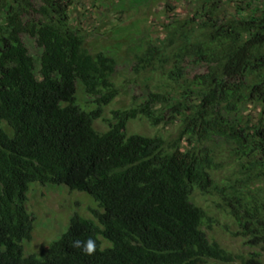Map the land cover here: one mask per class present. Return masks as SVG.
I'll return each mask as SVG.
<instances>
[{"label":"trees","instance_id":"16d2710c","mask_svg":"<svg viewBox=\"0 0 264 264\" xmlns=\"http://www.w3.org/2000/svg\"><path fill=\"white\" fill-rule=\"evenodd\" d=\"M72 1L0 0V264H233L203 231L213 221L195 194L261 251L255 261L264 253V0H194L189 18H165L162 37L133 55L142 91L106 119L120 93L117 61L84 48ZM226 4L234 12L221 17ZM79 89L91 99L83 109ZM133 120L172 130L127 135ZM31 183L85 193L98 210L74 213L58 239L24 256ZM88 237L90 256L72 246Z\"/></svg>","mask_w":264,"mask_h":264},{"label":"rangeland","instance_id":"374dc122","mask_svg":"<svg viewBox=\"0 0 264 264\" xmlns=\"http://www.w3.org/2000/svg\"><path fill=\"white\" fill-rule=\"evenodd\" d=\"M194 0H73L69 7L70 23L84 32V48L90 52H107L117 61V68L113 81L119 89V95L103 109L102 118H109L110 112L125 108L130 104L133 95L142 91L143 74L136 76L132 71L133 55L140 43L149 38L162 37V25L165 18L177 16L189 18L197 8ZM233 6H223L219 16L232 14ZM32 49V43H27ZM154 80L150 84H158ZM79 83H77V86ZM78 105L90 106L91 100L79 89ZM82 105V106H81ZM250 109V107H249ZM257 115V110L253 112ZM93 127L97 131H105L106 124L96 120ZM171 127H150L143 120H133L128 123L126 134L139 133L152 136L171 132ZM25 208L32 214L33 229L31 239L22 243V252L38 254L52 241L58 239L68 226L69 218L77 213L85 218H92L90 210H98L94 200L85 193L70 191L64 185H44L31 183L26 192ZM211 197L195 194L193 202L206 210L212 219L210 229L202 227L210 241L216 242L221 248L235 256L233 264H256L260 260L264 264V253L248 260L250 254L261 252L250 249L243 244V240L234 237L235 225L217 212L211 202Z\"/></svg>","mask_w":264,"mask_h":264},{"label":"clouds","instance_id":"9594fccd","mask_svg":"<svg viewBox=\"0 0 264 264\" xmlns=\"http://www.w3.org/2000/svg\"><path fill=\"white\" fill-rule=\"evenodd\" d=\"M72 246L79 248L84 255H94L96 252V241L88 237L86 240H74Z\"/></svg>","mask_w":264,"mask_h":264}]
</instances>
